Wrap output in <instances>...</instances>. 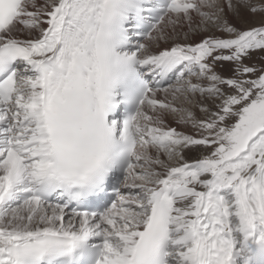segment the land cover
Segmentation results:
<instances>
[{"label": "bare ground", "instance_id": "1", "mask_svg": "<svg viewBox=\"0 0 264 264\" xmlns=\"http://www.w3.org/2000/svg\"><path fill=\"white\" fill-rule=\"evenodd\" d=\"M96 1L85 0L83 6L77 8L76 0H32V3L38 2L36 3V10L34 7L36 12L32 15L29 13L20 21L21 10L28 2L23 0L16 12L15 19L0 32V47L10 44L12 40H16L22 43L27 50V66L19 70L18 86H16L12 97L5 105V112L1 114L11 118V123L16 124V127H12L9 131L11 138L10 149L8 151L0 149V155L4 156L3 162L6 160L14 162L12 166L16 173L12 177L9 175L4 176L5 179L6 177L8 178L6 179L8 182L9 180L21 181L23 179L38 180L42 177V169L45 170L48 164L46 159L48 157L47 142L41 132L39 123V118L41 117L40 105L42 104V80L31 74L32 63L36 60L47 58L48 55L42 52L46 47L45 42L49 40V36L46 34V36H43V33L46 31L47 33L50 32L49 35H52L53 33L50 30L58 27V18L62 19L63 22L66 17H71L74 11L78 9L83 11L81 13L86 14L89 10L97 8ZM246 1L181 0L177 3L180 8L179 11L171 13L169 17H165L156 30L151 33V37L145 41L146 46L141 51L144 60L156 57L178 46L194 48L203 43L207 45L205 50L195 52L194 49H191L190 52L196 58L199 57V60L204 63V66L199 68L197 76L189 75L183 80L176 81L174 84L163 88L161 91L149 92L146 96L137 113V125L135 126L138 135H144L142 146L147 144L150 134L156 135L155 132L162 129L172 132L177 130L176 132L183 133L191 142L200 138L203 141L206 140V142L209 140L200 135L202 127L204 125V128L209 133V130L212 129L211 125L216 124L214 120L223 115L222 110L219 109V101L215 96H222L223 100L225 94L226 96L231 94L230 84L235 81L232 80L235 79L232 74L235 66H237L224 62V57L229 56V53H231L229 51L231 42L229 37H233V34H226L224 31L219 32L218 28L225 29L229 27L231 31L244 32L264 25V12L255 14L246 12L245 8L249 7ZM52 4L54 7L50 9ZM197 9L198 11H196ZM221 44L226 46L223 47V50L220 49ZM58 52L63 53L64 49ZM53 54L54 52L50 53L49 56ZM255 56L257 55H254L253 60L250 59V62H254ZM216 79H218L217 82ZM225 79L232 81L224 84L221 80ZM196 90H206L207 92L200 94ZM204 100H210L212 104H218V107L207 106ZM163 104L164 106H162ZM205 111L208 113H205ZM27 120H29L27 126L21 128V125ZM28 131H30V134L25 136ZM254 136L255 139L258 134L255 133ZM29 145L31 147L28 149ZM146 152L148 161L149 159L153 161L152 163L144 162V170L146 168L149 169L147 174L152 182L158 183L161 181L159 179L160 176L166 177L171 173L180 172L184 165H192L201 161L202 166L201 170H199L198 179L206 187L214 185L213 189L217 190L216 184L211 182L216 171L203 159L211 154L209 149L204 147L196 148L192 143H189L171 153L159 151L157 148H149ZM261 154L259 155L260 162L264 158V154L262 156ZM34 158H37V160L33 161ZM155 162H157V165H155ZM138 171L139 169L130 167L127 170L124 183L132 184V188L140 185L142 182L140 183L136 179L139 175ZM258 174L260 175L259 171H257ZM260 176L261 182L264 183V175L261 173ZM219 178H217L218 181ZM221 181L223 182L224 179H221ZM160 186L157 185L154 192ZM257 186L254 184L252 188H257ZM145 187L147 186L145 185ZM8 188L9 186L6 184L3 190ZM229 192L228 190V195L231 194ZM233 193L239 194V190L235 189ZM244 193L251 194L249 191ZM121 195L133 200L135 198L124 192L119 196L121 197ZM174 198L170 200L173 225L175 228H181L187 224H183L178 216V206H181L180 196H175ZM231 200L234 202L229 204L226 210H222V214L230 220L226 223L228 228L235 229L236 226L231 224L233 221H237L236 225H241L240 232L242 235L234 238L233 242L228 239L223 241L225 246L228 244L232 245V251L235 250V254L238 255L247 241L246 229L250 227L247 230L250 231L253 228L264 225V223H261V220H264V192L257 193L256 198L239 194L238 196H231ZM152 203L153 201L149 205L151 206ZM182 205L186 213L191 215V219H195L198 215L199 206L194 207L193 202L190 200L182 201ZM131 207L130 216L121 220V223H126L124 228L128 229V231L125 232L121 230L120 220L117 219L118 216L111 217L108 213L102 219L86 225V222L91 221L89 217H77L54 205H43L41 202L31 200L23 205H13L1 199L0 264L14 262L15 260L11 257V249L23 245L25 242H30L31 238L62 231L66 234L76 233L84 235L98 226H101L107 236L112 238L105 244L100 264H123L132 253V247L139 236V234L137 236L136 234L145 229L149 218L147 202L139 201L136 197ZM237 219L240 220V223ZM199 222L200 220L196 223L192 222L190 227L195 232H198L200 236H203L205 233L200 230L203 228L201 225L203 221ZM187 241H191L188 236L182 237L178 235L176 237L178 247L174 251V264H182V261L189 259L191 256L199 262L204 260L198 251L191 249V244ZM209 241L203 242L199 240L193 242L197 250H202V257L207 256L209 251L207 246L202 248L205 243L214 246V249L218 248L216 242ZM122 243L123 245L119 246Z\"/></svg>", "mask_w": 264, "mask_h": 264}, {"label": "rangeland", "instance_id": "2", "mask_svg": "<svg viewBox=\"0 0 264 264\" xmlns=\"http://www.w3.org/2000/svg\"><path fill=\"white\" fill-rule=\"evenodd\" d=\"M27 1H28L27 4H25V6L21 10L20 21H22L23 17H25L29 13L32 15L36 12L35 11L37 7L36 3L38 2L32 3V0H27ZM254 1L257 2L254 3ZM261 1L262 0H260V2L259 0H247L246 3L249 7H246L245 11L249 12L250 14H255L257 12H264V0L262 2ZM53 7L54 5L52 4L50 9H53ZM218 31L219 32L224 31V33L226 32V34H230V33L233 34V37L231 38L229 37V40H231L229 45V51H231V53H229V56L227 55L224 57V62L232 63L237 66H235L234 72L232 74V76L235 78L232 80L235 81H232L230 79L221 80L222 83L224 84H228V82L232 81V83L230 84L231 94H228L227 96L225 94L224 95L225 98L223 100H222V96L219 97H217L218 95L215 96V98L218 99L219 101V109L222 110L221 112L223 113V115H221V117L219 116V118L217 117V119L214 120L216 124L211 125L212 129L209 130V133L207 129L204 128V125L202 127V132L200 135L202 137H206L209 140L206 142V140L203 141V139L200 138L198 140L194 139L191 142L188 140L186 136H184L183 133L176 132L177 130H174L175 133L170 130H161L152 137L151 140L152 142H150L149 148H153V149L157 148V150L159 151H163V152L167 151L171 153L177 151L178 148H180L183 145L192 143L196 148L204 147L206 149H209L211 154L209 156L204 157L203 159L207 163H209L216 172H218V175H220V177L222 176L224 177L225 174H227V177L229 178V175L233 173L231 172L232 170L234 169L239 170V173L232 177L235 178L234 181H229L227 179L228 181L225 183V185L228 186L229 184L233 185V183L236 182V180H238L237 176L243 170L249 168V165L246 161L243 163V164L247 163L245 164V166L243 165L244 167H242L240 164H232L231 166L229 164L230 157L242 149L244 143L248 140V137L252 133H254L258 127L264 128V25L256 29L253 28V30H248L244 32L231 31L229 27L225 29L218 28ZM223 47L226 46L221 44L220 49L223 50ZM254 55H257L254 57V62L253 61L250 62V59L253 60ZM217 81L218 79H216V82ZM208 90H213V89H208ZM196 92L200 94H204L207 91L196 90ZM204 102L206 103L207 106H212L214 108L218 107V104L214 105L211 103L210 100H204ZM205 113L208 112L205 111ZM220 148L223 150H221ZM148 149H145L144 152H141L140 163H144V162L152 163L153 160L149 159L148 161L147 158L148 154L146 151ZM248 155L249 154H246V157ZM3 163H2L3 165L2 164L0 165V189H1L0 198L3 192L2 191L3 188L6 187V184L12 182L10 180L8 182V180H6L8 178L6 177L5 179L4 176L9 175L10 177H12L16 173V171L13 170V166H12L14 162H8L6 160ZM155 165H157V162H155ZM145 170L146 173H149L148 168H146ZM197 172L198 171H193V172L190 171L184 174L185 180H184V185L182 187V198L184 197V201L190 200L192 202H195L198 195L204 189L203 185L197 182L200 179L193 180ZM246 174L247 172L241 175L239 180H241L242 177ZM140 177L141 178L137 179L140 181V183L149 182L150 186L155 184V182L149 180V177L144 174H141ZM162 178L164 177L160 176L159 179L161 180ZM242 181L243 180L238 181L239 182L238 185H242L243 184ZM191 192H193V194H191ZM117 208L119 207L117 206ZM119 211L120 212L118 214L116 210H113L111 216L114 214L118 215L119 217L118 220H120L121 223V220H124L128 216H130L129 213L130 211H132V207L125 209L119 208ZM180 215L182 219L187 215L186 210L183 209L182 206H181ZM125 226L126 223H121V230L127 232L128 229L124 228ZM58 233L66 234L63 231Z\"/></svg>", "mask_w": 264, "mask_h": 264}]
</instances>
